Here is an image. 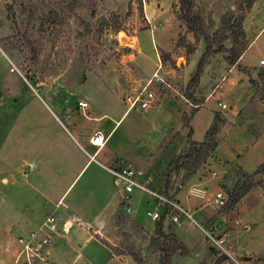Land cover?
I'll return each instance as SVG.
<instances>
[{"label":"rangeland","instance_id":"1","mask_svg":"<svg viewBox=\"0 0 264 264\" xmlns=\"http://www.w3.org/2000/svg\"><path fill=\"white\" fill-rule=\"evenodd\" d=\"M193 1L195 13L210 34L227 13L243 15L245 43L264 29V0H253L249 8L245 7L249 0ZM156 12V18L152 17ZM176 13V0H78L72 11L67 0H0V97L6 93L18 96L11 106L0 107V140L20 106L26 103L25 108L38 111L29 96L31 89L67 126L42 92H70V106L83 99L94 119L104 116L102 120H107L94 125L93 131L103 136V150L111 157L116 155L114 164L132 166L142 181L151 178L154 190L162 186V175L167 172L170 192L179 190L182 197L187 189L183 187L186 172L173 170L176 159H183L190 140H202L214 115H218L224 123L217 134L218 144L197 166L198 173H192L198 176L195 193H188L187 204L183 200L179 204L204 230L214 235L226 233V243L239 264L258 260L264 264V86L259 79L260 72L264 76V66L256 65L252 71L238 65L232 69L224 54L210 57L193 92L198 104L191 105L183 94L204 43L199 40L194 44L176 20ZM179 37L193 46L191 55L186 56L184 49L176 46ZM223 46L229 48L230 41H224ZM160 51L169 55L171 63L160 61ZM262 56L264 36L238 64L252 65ZM156 71L164 82L150 84L158 97L153 106L146 111L131 107L133 97ZM221 103L226 105L224 109ZM89 169L79 178L80 173L74 189ZM251 174L258 184L231 209H213V191L220 189L226 194L236 180ZM7 177L0 173V194L8 186ZM205 184L207 192L202 191ZM127 198L134 211L127 212L120 202L98 238L119 248L131 245L142 264H160L154 238L156 221L147 214L153 210L154 199L137 189ZM198 200L201 209L195 210ZM4 204L0 200L1 230L5 221H12L4 213ZM23 212L27 213L19 211ZM237 219L239 222L234 223ZM162 226L165 232L174 233L184 249L171 256L170 264H236L188 219L182 218L179 224L164 220ZM5 230L11 240L16 238L13 228ZM14 246L18 250V245ZM221 255L227 259L217 263ZM124 256L125 264H135L129 255ZM17 264H23L22 259Z\"/></svg>","mask_w":264,"mask_h":264},{"label":"crops","instance_id":"2","mask_svg":"<svg viewBox=\"0 0 264 264\" xmlns=\"http://www.w3.org/2000/svg\"><path fill=\"white\" fill-rule=\"evenodd\" d=\"M157 14L152 17L156 18ZM262 36L264 29L248 41L235 65L247 67L250 71L256 65L260 67L264 56L252 65L238 63ZM235 65L231 68L234 69ZM31 91L32 105L38 111L25 108L26 103L20 106L21 110L14 112L5 125V134L0 140V173H5L10 180L5 192L0 194V200L5 202L4 213H8L12 220L10 224L5 221V229L11 227L19 235L34 227L48 213L61 219L75 217L79 224L72 225L67 233L61 232L48 247L49 263L125 264L126 256L112 254L98 238L99 231L118 209L124 195L108 170L114 165L116 155L111 157L103 150V145L96 150L89 143L90 136L97 132L93 131L94 125H99L100 121L105 124L107 120H102L104 116L94 119L83 99L76 100L74 107L70 106L69 99L73 96L70 92L43 91L44 97L67 122L66 126L38 93ZM17 98L16 94L6 93L0 97V107L11 106ZM79 101L85 102L86 107L78 108ZM88 169L83 181L74 189ZM197 178V174H191L185 180L183 187L187 189L182 197L178 196L179 190L174 191L173 197L179 203L183 200L187 204L188 193L196 190ZM203 187L206 190L202 191L207 192L208 185ZM199 200L195 210L201 209ZM132 210L130 208L128 212ZM19 211L27 213L20 214ZM5 229H0V264H17L16 238L7 237ZM259 263L258 260L254 264Z\"/></svg>","mask_w":264,"mask_h":264},{"label":"trees","instance_id":"3","mask_svg":"<svg viewBox=\"0 0 264 264\" xmlns=\"http://www.w3.org/2000/svg\"><path fill=\"white\" fill-rule=\"evenodd\" d=\"M67 1L68 10L72 11L74 6L78 3V0ZM252 1L253 0L247 1L245 3V7L249 8ZM176 2V20L183 25L185 33L191 35L194 44H197L199 40H202L204 43L203 54L196 64L194 73L186 83L183 94V97L191 105L196 106L198 103L193 97V92L199 83V79L202 75L204 67L209 61V58L214 55L224 54V61L231 67L236 64L241 54L245 51L247 43L244 41V33L242 30L243 15L240 14L233 17L231 13L224 14L220 18V24L217 30L210 34L204 20L195 13L193 0H176ZM92 7L93 3H90L89 9H92ZM114 31L118 32L119 30L116 27L114 28ZM226 40L230 41L229 48H225L223 46V43ZM176 46L183 48L186 56L191 55L194 51L193 46L187 44L184 37L178 38ZM159 59L161 62L168 61L171 63L169 55L163 51H160ZM259 79L264 86L263 72L259 73ZM223 124V119L218 115H214L213 120L205 131L202 140H190V146L184 153L183 159L180 161L176 159L177 162L175 163L173 170L185 171L186 175L183 177L184 180H187L189 175L195 172L197 166L214 152L218 144L217 134ZM256 172L257 171H255V173ZM162 176V186L157 190L167 196L173 197V193L170 192V175L166 172ZM257 184L258 183L253 180L252 174L246 175L241 180H236L231 188L226 190V200L222 209H231L246 192ZM162 222V220L156 221L154 227V238H156L157 250L160 251V264H170L171 256L177 250H179L180 253H183L184 249L174 233L171 231L165 232L163 230ZM101 243L104 244L112 252V254L116 256L129 255L135 264H142V258L131 245L127 244L124 248H119L108 244L106 241H101ZM226 259L227 257L225 255H221L216 262H222Z\"/></svg>","mask_w":264,"mask_h":264},{"label":"built area","instance_id":"4","mask_svg":"<svg viewBox=\"0 0 264 264\" xmlns=\"http://www.w3.org/2000/svg\"><path fill=\"white\" fill-rule=\"evenodd\" d=\"M260 64L264 66V60H261ZM152 82H159L160 84L164 82L162 78L157 75V71L152 74L150 80H148L135 97H133L131 107L136 105L139 109L146 111L153 106L155 99L158 97L153 91L152 86H150ZM219 106L222 109L226 107L224 103H221ZM77 107L85 108L86 103L79 101L77 102ZM89 143L98 150L104 144V138L100 132H94L89 138ZM108 170L113 177L114 183L123 191L124 195L121 202L124 204V209L127 212L130 209L127 201L129 193L134 189L148 193L154 199L153 210L147 213L152 220H168L171 223L179 224L182 218L188 219L204 232L205 236L214 247L227 255L234 263L239 264L231 252V245L226 243V233L222 232L214 235L211 231L204 230L192 218L191 213L181 206L174 197L167 196L158 190L152 189L150 187V183L152 182L151 178L148 177L142 181L138 171L132 166L123 163H116L109 167ZM178 187H181V185H178ZM225 200L226 195L222 190L216 189L213 191V209L222 208ZM234 223H238V221L234 220ZM74 224H79V221L75 217L70 216L61 219L53 213L46 214L34 227L17 235L16 243L18 245V250L16 253V261L22 259L23 264H50L48 262V247L52 244L57 235L61 232L67 233ZM214 226L215 224L212 227Z\"/></svg>","mask_w":264,"mask_h":264}]
</instances>
